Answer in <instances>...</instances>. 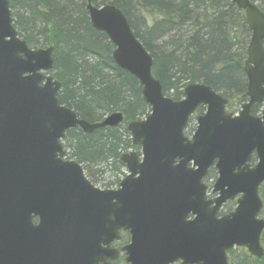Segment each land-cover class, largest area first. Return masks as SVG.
Wrapping results in <instances>:
<instances>
[{
	"label": "water",
	"instance_id": "obj_1",
	"mask_svg": "<svg viewBox=\"0 0 264 264\" xmlns=\"http://www.w3.org/2000/svg\"><path fill=\"white\" fill-rule=\"evenodd\" d=\"M86 1L92 28L107 36L114 63L139 82L150 107L145 119L126 126L141 156L121 155L127 175L114 190L95 187L83 167L66 158L68 130L117 127L123 114L89 123L62 105L51 74L53 48L30 49L13 26L9 1L0 0V264H15V227L29 214L40 218L47 246L61 248L62 264H109L115 252L108 248L120 230L130 236L122 249L126 264H229L227 252L235 247L261 259L264 12L250 0H230L245 12L250 30L248 99L233 115L226 112L227 99L199 83L187 85L180 101L166 97L124 13ZM256 104L263 105L259 116L251 114ZM201 106L205 113L187 138L189 117ZM211 167L217 178L215 197L208 199L203 180ZM235 199V209L219 217Z\"/></svg>",
	"mask_w": 264,
	"mask_h": 264
},
{
	"label": "trees",
	"instance_id": "obj_2",
	"mask_svg": "<svg viewBox=\"0 0 264 264\" xmlns=\"http://www.w3.org/2000/svg\"><path fill=\"white\" fill-rule=\"evenodd\" d=\"M14 27L29 47L53 48L52 75L60 83L62 105L80 119L98 123L113 112H121L124 123L84 134L68 130L63 140L66 156L82 165L95 185L108 172L123 174L122 153L136 150L128 122L149 112L139 82L113 61L112 43L95 31L88 17L85 0H8ZM253 1V0H252ZM119 8L152 57V75L163 92L180 100L186 85L199 83L228 99L234 111L245 101L244 61L249 29L244 13L229 0H91ZM264 12L263 6H258ZM203 109L200 108L199 112ZM259 111L253 109V114ZM209 172L205 182L214 179ZM116 185V184H115ZM113 187L111 183L102 188ZM263 202L264 184L259 190ZM233 202L223 210L231 211ZM264 249V231L261 236ZM230 264H264L245 250L230 251Z\"/></svg>",
	"mask_w": 264,
	"mask_h": 264
},
{
	"label": "flooded vegetation",
	"instance_id": "obj_3",
	"mask_svg": "<svg viewBox=\"0 0 264 264\" xmlns=\"http://www.w3.org/2000/svg\"><path fill=\"white\" fill-rule=\"evenodd\" d=\"M264 47V41H263ZM245 74V73H244ZM247 84V79H246ZM246 93V92H245ZM247 96L245 94V101L241 105L247 102ZM240 105V106H241ZM255 107L260 108V104H256L252 107L251 113ZM240 108V107H239ZM259 112V111H258ZM202 112L196 111L195 116L202 114ZM253 114V113H252ZM257 114V113H256ZM254 114V115H256ZM213 171L214 181L217 178V172L214 167L210 168ZM207 175V177H208ZM206 177V178H207ZM206 180V179H205ZM211 180L212 182H214ZM211 183V182H209ZM41 220L34 214L24 215L21 221H18V226L15 227L14 240L18 244L14 248L12 260L15 264H62V250L60 247H48L46 243L47 235L42 232L40 227ZM130 236L127 231L120 230L118 232V239L114 240L109 248L115 252L114 259L108 258L106 260L109 264H126L125 253L122 249L129 243ZM103 248H106L103 246ZM74 264H80L78 261ZM102 264V263H101Z\"/></svg>",
	"mask_w": 264,
	"mask_h": 264
},
{
	"label": "rangeland",
	"instance_id": "obj_4",
	"mask_svg": "<svg viewBox=\"0 0 264 264\" xmlns=\"http://www.w3.org/2000/svg\"><path fill=\"white\" fill-rule=\"evenodd\" d=\"M258 6H263L264 7V0H253ZM239 110V107L235 110V112H237ZM232 112H234V109L232 110ZM195 130V121L192 120L190 122V124L188 125L186 131H185V135L190 137L191 134L193 133V131ZM132 151H136V150H132ZM126 175V171L124 170L123 171V174H116L115 172H108L106 174L105 177H103L102 181H98L97 182V186L98 187H103L104 185H107L109 183H111V185L113 187L111 188H116L117 187V184L118 182ZM214 181V180H213ZM213 182L211 181L210 185L212 184ZM116 184V185H115ZM209 184V183H208ZM234 208V207H232ZM224 212H228L226 210H223ZM262 217L264 218V214L262 213ZM238 250L239 249H234L233 251H235L236 253H238ZM229 258H230V255H229Z\"/></svg>",
	"mask_w": 264,
	"mask_h": 264
}]
</instances>
